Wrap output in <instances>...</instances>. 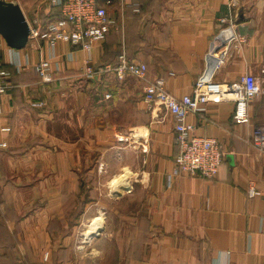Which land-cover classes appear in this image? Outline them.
I'll list each match as a JSON object with an SVG mask.
<instances>
[{
    "label": "crops",
    "instance_id": "1",
    "mask_svg": "<svg viewBox=\"0 0 264 264\" xmlns=\"http://www.w3.org/2000/svg\"><path fill=\"white\" fill-rule=\"evenodd\" d=\"M17 1L27 19H47L44 0ZM125 3L107 7L117 28L94 46L95 67L125 52L177 97L214 69L221 82L261 75L264 0H142L138 14ZM216 36L224 43L207 55ZM48 52L30 41L16 67L1 51L11 87L0 95V264H264V155L249 143L264 88L248 122L234 120L232 100L190 113L194 133L217 138L224 155L213 177L175 173L174 119L143 100L144 80L87 77V54L59 41L43 81L31 64Z\"/></svg>",
    "mask_w": 264,
    "mask_h": 264
},
{
    "label": "built area",
    "instance_id": "2",
    "mask_svg": "<svg viewBox=\"0 0 264 264\" xmlns=\"http://www.w3.org/2000/svg\"><path fill=\"white\" fill-rule=\"evenodd\" d=\"M125 4L139 10V1L122 0ZM112 0H44L40 7L47 12V19L41 20L38 16L32 20L27 19L30 33L29 41L45 42L49 52L48 57L40 55L39 60L31 64L43 81L53 79L50 59L54 57V48L59 41L76 45L87 54L82 67L87 77H93L103 71H111L122 79L126 76H134L144 80L143 100L149 105H158L169 112L174 119L175 141L179 151L175 157V173H188L204 177L216 175L224 151L220 141L215 137L197 135L194 133V124L187 121L190 113H202L205 105L210 100H232L234 102L233 118L236 122H248V104L264 88V65L261 75L243 73L233 81H218L214 74L215 69L209 73H203L195 81L191 94L177 97L170 93L165 80L161 77L147 79V65L145 62L129 60L125 52H122L116 63H107L94 66L91 64V55L94 46L102 41L110 29L117 28V22L108 15V5ZM224 21V19H221ZM238 40L235 35L228 37L227 42ZM219 39L216 36L211 40L207 55H212L218 50ZM7 50L9 63L19 67V50L7 45L5 40H0V95L11 87L9 73L2 68L1 51ZM216 60L221 59V54ZM216 51V52H215ZM221 56V57H220ZM219 57V58H218ZM29 63L24 64L27 66ZM106 96H109L107 94ZM3 129H7L4 127ZM249 143L259 153L264 155V121L256 123L252 127ZM6 143H0L5 146ZM258 193L252 186L249 194Z\"/></svg>",
    "mask_w": 264,
    "mask_h": 264
},
{
    "label": "water",
    "instance_id": "3",
    "mask_svg": "<svg viewBox=\"0 0 264 264\" xmlns=\"http://www.w3.org/2000/svg\"><path fill=\"white\" fill-rule=\"evenodd\" d=\"M29 33V24L20 3L17 0H0V35L7 45L23 48L29 41ZM223 43L218 44V49Z\"/></svg>",
    "mask_w": 264,
    "mask_h": 264
},
{
    "label": "bare ground",
    "instance_id": "4",
    "mask_svg": "<svg viewBox=\"0 0 264 264\" xmlns=\"http://www.w3.org/2000/svg\"><path fill=\"white\" fill-rule=\"evenodd\" d=\"M126 173L124 175L119 176L118 178H114L112 180V183L114 184V186H116V188L114 189L115 191H117V193L122 190L123 188H125L127 186V181H126ZM111 183V185H112ZM113 189V188H112ZM101 217L100 216H96L93 218L92 222L90 223L92 228H96L98 226V224L100 223Z\"/></svg>",
    "mask_w": 264,
    "mask_h": 264
},
{
    "label": "trees",
    "instance_id": "5",
    "mask_svg": "<svg viewBox=\"0 0 264 264\" xmlns=\"http://www.w3.org/2000/svg\"><path fill=\"white\" fill-rule=\"evenodd\" d=\"M137 1H139V10L138 11H136L135 12V14H138V13H140L141 11H142V0H137ZM129 10L131 11V10H133L132 9V6H130V8H129ZM105 39V38H104ZM121 54V51L117 54V58H116V60L114 61V62H112V63H116L117 62V60H118V57H119V55ZM8 64V63H7ZM8 65H11V64H8ZM11 66H13V65H11ZM2 68L3 69H8V70H6L8 73H9V78H10V69H9V66H7L6 64H5V62L3 61V63H2Z\"/></svg>",
    "mask_w": 264,
    "mask_h": 264
},
{
    "label": "rangeland",
    "instance_id": "6",
    "mask_svg": "<svg viewBox=\"0 0 264 264\" xmlns=\"http://www.w3.org/2000/svg\"><path fill=\"white\" fill-rule=\"evenodd\" d=\"M104 189H105V187H104ZM99 190H101V189H99ZM97 193H98V192H97ZM97 193H96V194L94 193V194H92V195L95 196V197H98V194H97ZM101 202H103V204H104L107 208L109 207V202H107L106 200H102ZM89 220H90V219H86V220L84 221V224L87 225L88 222H89ZM86 225H85V226H86ZM82 227H84V225H82Z\"/></svg>",
    "mask_w": 264,
    "mask_h": 264
}]
</instances>
